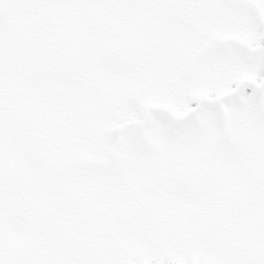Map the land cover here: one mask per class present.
Listing matches in <instances>:
<instances>
[{
  "label": "snow or ice",
  "instance_id": "snow-or-ice-1",
  "mask_svg": "<svg viewBox=\"0 0 264 264\" xmlns=\"http://www.w3.org/2000/svg\"><path fill=\"white\" fill-rule=\"evenodd\" d=\"M0 264H264V0H0Z\"/></svg>",
  "mask_w": 264,
  "mask_h": 264
}]
</instances>
